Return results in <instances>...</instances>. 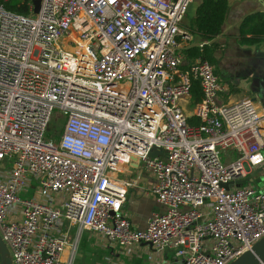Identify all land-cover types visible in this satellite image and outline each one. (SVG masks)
I'll list each match as a JSON object with an SVG mask.
<instances>
[{
    "label": "built area",
    "instance_id": "2783aa9c",
    "mask_svg": "<svg viewBox=\"0 0 264 264\" xmlns=\"http://www.w3.org/2000/svg\"><path fill=\"white\" fill-rule=\"evenodd\" d=\"M7 1L0 240L11 264H73L83 232L115 253L139 243L170 253L160 264H230L264 237V169L252 176L264 164V110L218 102L213 66L183 55L193 39L180 25L199 0H38L36 13L27 0L25 14ZM134 165L164 209L140 230L121 212L133 183L119 177Z\"/></svg>",
    "mask_w": 264,
    "mask_h": 264
},
{
    "label": "crops",
    "instance_id": "0c3cea01",
    "mask_svg": "<svg viewBox=\"0 0 264 264\" xmlns=\"http://www.w3.org/2000/svg\"><path fill=\"white\" fill-rule=\"evenodd\" d=\"M197 3L189 6L184 22L192 17ZM256 13H264V0H229L219 34L207 44L216 46V49L211 52L213 59L211 65L225 88L218 102L234 103L249 99L256 109L261 111L264 110V40L254 46L243 45L238 40L242 21ZM198 44L201 42L195 41L187 47H197ZM119 178L133 183V186L126 189L121 212L133 228L143 229L148 216L154 212L164 211L153 197L148 195L153 180L137 165L127 170V175H120ZM142 244L135 245L132 251L147 252L150 264H160L162 259L173 261L170 253H165L163 258H159L150 247Z\"/></svg>",
    "mask_w": 264,
    "mask_h": 264
},
{
    "label": "trees",
    "instance_id": "16d2710c",
    "mask_svg": "<svg viewBox=\"0 0 264 264\" xmlns=\"http://www.w3.org/2000/svg\"><path fill=\"white\" fill-rule=\"evenodd\" d=\"M229 0H199L187 22L182 21L180 27L192 37L193 42H201V47L189 46L183 49L187 61L200 58L213 64L211 52L216 49L213 44H207L220 32ZM27 0H9L3 4L6 11L14 14H25ZM238 40L246 46H254L264 40V13H256L246 17L238 31ZM191 103H197L201 93L196 83L190 90Z\"/></svg>",
    "mask_w": 264,
    "mask_h": 264
},
{
    "label": "rangeland",
    "instance_id": "374dc122",
    "mask_svg": "<svg viewBox=\"0 0 264 264\" xmlns=\"http://www.w3.org/2000/svg\"><path fill=\"white\" fill-rule=\"evenodd\" d=\"M61 122L53 123L54 130H50L52 135L56 137L60 133ZM52 131V132H51ZM49 133V134H50ZM234 159L233 155L228 156V160ZM224 163V161H222ZM260 183L257 184L258 187L261 186V182L264 179V175L258 176ZM21 198H27L29 195H20ZM75 229H71L68 235V243H72V237ZM77 248L75 250V256L73 264H150L149 255L147 252L139 253L137 251L130 250L127 253L124 250H119L115 253L112 249L102 247L101 243L95 244V238L89 233H82ZM70 251V247H66L63 252V256L67 257ZM108 260V261H106Z\"/></svg>",
    "mask_w": 264,
    "mask_h": 264
},
{
    "label": "water",
    "instance_id": "95a60500",
    "mask_svg": "<svg viewBox=\"0 0 264 264\" xmlns=\"http://www.w3.org/2000/svg\"><path fill=\"white\" fill-rule=\"evenodd\" d=\"M33 5V12L36 13L38 8V0H32ZM184 35H186L185 32H183ZM155 155H161V152H157L155 149H151L148 153V157H153ZM264 169L263 166L256 170L252 176L257 175L261 172V170ZM244 180L236 181L235 185L242 184ZM231 187L230 184L228 185H222L223 189H228ZM143 246H148V244H142ZM0 264H11L8 252L3 245V243L0 240ZM230 264H264V237H262L260 240H258L256 243H254L249 250L241 254L238 258H236L233 262Z\"/></svg>",
    "mask_w": 264,
    "mask_h": 264
}]
</instances>
